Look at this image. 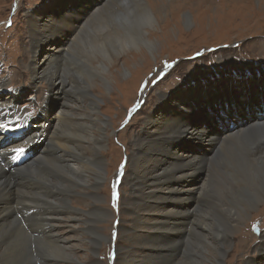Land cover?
<instances>
[{
	"label": "rangeland",
	"instance_id": "rangeland-1",
	"mask_svg": "<svg viewBox=\"0 0 264 264\" xmlns=\"http://www.w3.org/2000/svg\"><path fill=\"white\" fill-rule=\"evenodd\" d=\"M199 1L198 4L197 0L195 2L194 0H146L145 3L149 7L155 9L158 4L160 6L163 5L169 17H176L173 20H169L170 18L165 20L168 24V27L164 30L165 32H162L160 28L159 32L153 31L152 33H147V38L156 44L157 50L150 52L146 49L143 59H138L124 67L122 63L127 55H120L119 61L121 63L118 66L113 68L110 63L107 67L109 72L108 80L95 79L91 92L94 96H97L99 103V110L97 109L99 112L96 111V116L103 118L107 123L106 125L104 124L105 129L103 131L106 139H104V145L100 151L103 159L102 165L104 164L103 173L104 177H106L99 183L96 190H93L91 187L86 188V192L77 187L73 189L74 191L69 190L70 193L67 195V202H69L65 211L66 213L57 216L60 219L54 221L55 225H57L53 228L54 232L51 231L50 234L46 235L49 236L46 241H33L27 247L30 252L28 250L26 256L30 257L28 256L30 254L31 257L35 258V263L52 264L51 261H53L56 264H130L126 262L129 258L141 259L142 254L153 252L154 259L158 261L157 264H174L172 260H166L170 254H176L173 251L174 249H165V246L170 247L171 244H178V242H173L180 238L181 235L174 228L173 223L169 222L172 216H160L159 213L153 210L141 211L139 215L143 218V221L140 225L134 224L136 226L134 227L133 223L130 222L134 214L132 206L129 203V198L133 197V193L132 188L128 184L127 177L129 172H131L132 163L130 160L132 158L130 156H132V152H135L137 148L134 144L135 136L143 134L146 131V120L148 116H151L155 125L162 126L163 132H168L171 129L179 132V136L168 143L161 158L163 160L173 159L180 155L183 158L186 157L187 160H193L192 155H190L192 151H197V153H202L207 157L211 156L214 151L210 152L208 147L201 143H199L200 145L197 144L194 142L195 140H190L191 133L184 132L187 129H192L191 124L183 117L184 111H189L187 105L192 98L191 108L195 109L199 116H204L205 112L202 110L204 109L205 102H208L209 106L207 109H209L210 114L214 118H216L219 111H223L226 113L221 117L226 118L227 121L231 120V118H235L237 121L243 119L248 124L264 116V87H259L260 80L257 79L259 76L261 78L264 77V57L254 54L260 49L259 53L263 55L262 52L264 50H262L264 47V0H205V4L201 0ZM68 3V0H0V82L3 80L6 82L7 90L5 92L19 88L23 92V96L19 99L18 104L16 103V107L19 105L16 114L20 117L27 113L31 117L37 116L38 119H42L43 116H38L40 112L39 106L45 107V101L49 96L51 88L50 80L49 82L40 81L36 89L31 87L32 77L30 67L34 61L32 57H36L37 55L34 53L33 43L31 42L33 40V33L27 21V12L29 10L37 11L43 9L46 15H55L58 12L55 11L56 9H62ZM54 11L55 13L53 14L52 12ZM185 12L190 13L192 17L184 20L183 14ZM103 13L98 15L90 14L88 16L89 19L86 21L88 23L84 28V31L85 29L88 31H83L82 34L86 35L87 33L89 39H86V42L75 40V48L80 47V49L90 51L99 43L116 38L109 19L103 20ZM139 13L140 11L128 18L131 24L134 22L133 18L139 15ZM177 14H179V17ZM39 17L42 21L38 25L39 28L42 30L43 26H47L50 29L46 33L47 38L49 34H51L52 38L55 37L54 39H61L63 37L64 27L60 29V26L48 25L47 19L42 16ZM163 18L165 19V17ZM36 19L33 17L31 24H34ZM160 19L161 24H164V19ZM45 20H47V23L43 22ZM8 21H11V25H9ZM145 27V29L150 31L153 29L148 26ZM57 29H59V33L55 36L54 33L56 32L54 30ZM89 29L97 31L92 35L88 33ZM169 29H172L173 32H168ZM135 30H137V26ZM56 49L53 46L44 47L41 50V56H47L50 59L53 51ZM131 50L133 51L128 53L130 56L137 51L135 48ZM81 53H78V56H82ZM95 60L96 58L93 54L90 57L86 53V61L96 63ZM112 71H114V76L112 75ZM63 75L67 79L66 84L68 86L66 87L71 95L65 106H69V108H66L67 111H71L68 115L76 121L75 127L71 121H68L63 125H59L58 129L60 133L68 134L67 131H70L72 127L80 131L77 128V123H86L89 119L86 114L90 112L95 115V113L90 108L89 98L84 97L80 101L79 97H81V94L74 93L73 82L75 77H79V74H71L67 70ZM204 77L206 80L195 82L199 78L205 79ZM219 77L228 78V81L231 80L232 82L235 80L236 82L233 83V87L239 88V90L223 94L219 97H215L214 95L215 98H208L209 94L207 92L210 93V90L213 89V80H218ZM249 77H253L254 79L245 84L243 81ZM53 98L50 110L51 114H56L57 110L59 111L61 108V102L57 101L54 95ZM232 98L233 100H230ZM241 98H244V102L239 105L242 101ZM249 106H251L250 109ZM253 117L256 120L251 121ZM41 119L39 122H43ZM206 120L203 125L207 128L215 129L217 134L221 133L222 123L219 119L214 120L211 118ZM195 121L200 124L205 120L202 117V119ZM153 127L151 126V129ZM45 128L47 127L45 126ZM233 131L229 129L220 136L232 133ZM182 135H187L188 142L180 141ZM50 136L44 134V140L35 143L40 151L44 150L46 144L51 139ZM81 141L79 140L78 143ZM82 142L84 146L87 144L84 139ZM258 147L262 148L259 145L251 147L248 145L245 149L241 150L242 158L249 163L254 162L256 160L255 149ZM217 153L209 160V164L207 165L208 168L214 171H217L219 167L216 163ZM37 155L38 151L35 152L32 160ZM260 157H264V152H262ZM74 158L71 154L68 156L70 160ZM63 159L65 160V157L61 156V164H65ZM28 162L29 160L25 164ZM46 163L50 168V162ZM230 167L226 163L220 166L227 180L225 183H219V187L211 188L209 192L213 197V203L220 207H237L240 203L243 205L242 202L245 201V198H249L254 190L259 189L261 179H259L257 186L250 189L252 185L250 182H244L241 179L240 181L234 180V177L237 178L238 174L233 172ZM206 173L202 172L203 178H207ZM234 174L236 176H232ZM51 176L53 178L54 173H51ZM47 178L50 179V176L47 175L45 177L43 174L42 176L34 177L33 180L36 181V184L32 187H37L38 185L43 187L44 183L43 188L47 189L45 187L49 180ZM218 178L215 177L214 180ZM171 181L169 180L167 183L170 184ZM196 181L202 190L203 180ZM90 184L92 185V183ZM176 184H178L176 181L171 183L172 186ZM245 188L249 190L241 192ZM91 193L99 194L98 201L91 198V195L89 196ZM114 193L117 194L115 197ZM200 193L201 191L193 194L192 196L195 195L194 198H190L187 202H176L167 198V202L162 206L166 209H172L187 207L189 205V208L192 209L196 205L198 201L197 197H200ZM160 194L164 195L165 192H161ZM62 196L59 195L60 200H63ZM121 196H123L122 198H127L128 201H122ZM136 196L141 197L139 190L136 191ZM98 205L107 210V215L99 214V217L97 215L91 216L94 207H99ZM249 216L250 218L246 219V222L239 230H236L233 234L229 235L230 237H227L225 242L227 254L223 264H249L253 258L261 260L262 255L264 256V253L261 255V251L258 248L260 247L261 236L263 235L262 230L264 229V199L256 204V206L250 208ZM20 217L23 218V215L20 214ZM191 217L193 220L194 216L191 215ZM15 218L16 221L14 220L13 223L19 225V217L16 216ZM161 218L162 221H166V223L164 222V227L167 229H162L161 232L154 231V234H158L160 240L166 239L163 243L164 249L162 251L161 249L153 250V248L149 250L146 248L149 245L144 242L146 240L145 237L151 233L148 226H152ZM209 220L212 222V219ZM22 221L24 220L22 219ZM90 222L97 227L96 231L99 235L101 234L98 241L95 238ZM17 225L12 224V227ZM168 225L170 226L168 227ZM18 227L19 230L16 232V235H19L18 237L15 236L16 239L14 236L13 238L19 242L21 241L19 236L23 233L21 226L19 225ZM24 227L27 231L29 230V233L34 231L38 237H45L39 227H33L32 221H24ZM192 229H187L186 231H191ZM135 230L142 232V235L137 237L138 240L132 237V232ZM198 230L205 233L204 229L198 228ZM218 240L220 239L218 238ZM187 241L188 239L185 240V244ZM45 242L56 247H68L67 249L69 250L73 248L76 253V262L62 257L56 258V256L51 255V261L47 260L43 263L42 260L49 257L47 254L50 253L51 249ZM139 244L142 246H139L140 248H138L139 251L137 253L130 254L128 252L131 246ZM205 246V244L202 245V251L198 255H195L194 259L189 260V262L201 264V261H203L201 254ZM182 247L184 248L185 245ZM213 250H210L212 252L209 261L207 260L204 263L213 264L216 256L215 250ZM208 253L209 251H207ZM185 257V255L184 258L182 257L181 261L183 263L181 262V264H186L185 261L187 259ZM170 258L173 257L171 256ZM12 260L16 261V259ZM32 261L30 260V264H33ZM261 262L264 263V261Z\"/></svg>",
	"mask_w": 264,
	"mask_h": 264
},
{
	"label": "bare ground",
	"instance_id": "bare-ground-1",
	"mask_svg": "<svg viewBox=\"0 0 264 264\" xmlns=\"http://www.w3.org/2000/svg\"><path fill=\"white\" fill-rule=\"evenodd\" d=\"M68 1L69 3L67 6L55 10L58 11L55 15H46L43 9L37 11L29 10L27 12V21L33 33V40H31V42L33 43L34 53L37 55L36 57H32L34 61L30 67L32 77L31 87L36 89L40 81L49 82L50 80L51 88L49 87L50 91L48 94L49 96L45 101V107L39 106L40 112L38 114L39 117L43 116L42 119L40 118L43 120L41 123H44L47 128L45 129L43 125H40L37 129L32 130L27 134L28 136L24 141L17 144V147L24 148L28 144L34 142L39 134H46L47 136L51 135L50 138L52 141H50V139L44 150L38 152V155L32 160V157L37 151V146L33 145L31 147L33 152L29 162L24 165L22 164L21 167L14 168L13 170L11 169L10 164L5 160V153L0 154V157L2 158V161H0V264H30V260H33V264H37L34 262L35 258L31 257L30 254L28 255L30 257L26 256L29 250L27 247L31 245L33 241H46L49 237L46 235L50 234L51 231L54 232L53 228L57 226L54 221L60 219V217L57 216L66 213L65 211L67 210L69 202H67V195L70 193L69 190H73L76 187L81 188L83 192H86L85 189L88 187L96 190L99 183L105 179L106 176L104 177L103 173L104 164L102 165L103 159L100 155V151L101 148H103L104 139H106L103 131L107 123L103 118L96 116V111L99 110V103L97 96H94L91 92L95 79L108 80L109 72L107 67L110 63L113 68L118 66L119 63H121V61H119L121 57L120 55H127L122 63L124 67L138 59H143L145 57L144 53L146 54V49L150 52L157 50L156 44L147 38V33H152L153 31L159 32L160 28L163 32L168 27L165 20H168L169 18V20L176 19L174 16L169 17L167 15V10L163 5L160 6V4H158L156 8L153 9L149 7V5H146V0H117L118 2L115 0ZM197 1L199 4L200 1ZM201 2L204 3L206 1L201 0ZM176 4L178 3L176 2ZM55 11L52 13L54 14ZM139 11V15L133 18L134 22L131 24L128 18L136 15ZM102 12H104L102 16L103 20L105 21L109 19L116 38L107 39V42L99 43L90 51H87V49H80V47L75 48L74 45L77 40L85 41L86 39H89L87 33L86 35L82 34L88 23L86 22L87 19H89L88 16L90 14L98 15ZM134 12L135 14H133ZM39 16L47 19L48 23L47 20L43 22L48 25H57L60 26V29L64 27V34H62L63 37L61 39H54L55 37L52 38L51 34H49L47 38L46 33L50 29L47 26H43L42 30L39 28L38 25L42 23ZM177 16L179 17V14H177ZM33 17L37 19L34 24H31ZM163 17H165V19ZM190 17H192V15L188 12L183 14L184 20ZM160 18L164 19V24H161ZM136 26L137 30H135ZM145 26L153 29H151V31L147 30L145 29ZM172 29H169L168 32H173ZM58 30L59 29L54 30V32H56L54 33L55 36L58 35ZM86 30L87 29H85V31ZM96 31L89 29L88 33L93 35ZM40 44L42 45L38 46ZM49 46L57 48L53 51L50 59H48L47 56H41V50L44 49V47ZM132 48L137 49V51L130 56L128 53L133 51L131 50ZM263 49L264 47L262 50ZM259 51L260 49L254 54L264 57V50L262 52L263 55H260ZM78 53H81L82 56H78ZM86 53L90 55V57H92L93 54L96 58V63L86 61ZM117 56L120 57L118 58ZM145 60L147 59L145 58ZM67 70H69L71 74H79V77H75L73 82V88L75 89L74 93L81 94V97H79L80 101H82L84 97L90 99V108L95 115L89 112L86 114L89 119L86 123L84 122L85 124L83 122L77 123L79 126H77V128L80 131L73 129L72 127L70 131H67L68 134H62L58 129L59 125L71 121L72 125L75 127L76 121L73 117L68 115L71 113V111H67L66 109L69 108V106H65L71 97L69 90L66 87L68 86L66 84L67 79L63 75ZM113 72L114 71H112V75L114 76ZM251 79L254 78L249 77L243 82L246 84L251 82ZM257 79L260 80L259 87L263 88L264 77L261 78L259 76ZM197 80L198 81L195 82L206 80V78H199ZM234 82L236 81H228V78L225 79L224 77H219L218 80L214 79L212 82L214 84V86H212L213 89L210 90V93L207 92V94H209L207 97L213 98L214 95L215 97H219L223 94L238 91L239 88L233 87ZM6 87V82L4 80L1 81L0 107H7L10 104L16 105L19 99H21V96H23V92H21L20 88L5 92L7 90ZM53 95L57 101L61 102V108L59 111L57 110L56 114H51L50 110V105L54 100V98L52 99ZM192 100L193 98L191 101ZM230 100H233V98ZM241 100L242 101L239 105L244 102V98H241ZM191 101L187 105L189 111H184L183 117L191 124L192 129H187L184 132L191 133L190 140H195L194 142L197 144L201 143L208 147L210 152L214 151L213 154L207 157L202 153L192 151V154L190 155H192L193 160H187L186 157L183 158L180 155L173 159L163 160L161 155L166 150L168 143L179 136V132L174 131L173 129L168 132H163L162 126L155 125L153 123V118L148 116V119L146 120V131L143 134H137L135 136L134 144L137 148L135 152H132V156H130L132 158L130 160L132 163L131 172H129L127 178L128 184L132 188L133 193V197L129 198V203L132 206L134 214L130 222L133 223V226L134 224L140 225L143 221V218L139 215L141 211L153 210L159 213L160 216H172L170 217L169 222L173 223L174 228L180 232L181 235L180 238L173 242H178V244H171L170 247L165 246L166 250L174 249L173 251L176 253L170 254L166 260H172L174 264H181V259L182 257L184 258L185 255V258L187 259L185 263L193 264L194 262H189V260L194 259V257H196L195 255H198V253L202 251V245L205 244L206 246L201 254L203 260L201 261V264H206L204 262L207 260L209 261L212 252L210 250H213V248L216 253L213 264H223L224 258L227 254V247L225 244L227 237H230V234H233L236 230L241 228L246 222V219L250 218V208L256 206V204L264 199V157H260L262 152H264V116L254 123L250 122L248 125L233 127L232 130L234 131L232 133L220 136L216 133L215 129L213 130L203 125L204 122L207 121L206 119H215L213 115L210 114L209 109H207L209 106L208 102L204 103V109L202 110L205 112L204 116H199L196 113V110L191 108ZM234 101L238 104L236 100ZM75 105H77V103H75ZM24 116L25 115L21 117L24 118ZM21 117L16 114V110H13L7 115L6 119L11 120ZM202 117H204L205 120L203 123L199 124L195 121L202 119ZM253 118L251 120H253ZM40 119L38 120L40 121ZM151 126L155 127L151 129ZM83 139L87 142L85 146L82 144ZM79 140L82 141L78 143ZM6 141L7 140L5 138L3 139V136L0 135V143H6ZM180 141L188 142L187 135H182ZM248 145H250V147L256 145L262 147L261 149L259 147L255 149L256 160L252 163L243 159L241 154V150L245 149ZM4 151H6V149ZM216 153V163L219 167L217 168V171H214L213 169L208 168L207 165L209 164V160L215 156ZM70 154L75 158L72 160H70L71 158L68 159ZM61 156L65 157V160L63 159L65 164H61ZM3 162H5V164H3ZM46 162H50V168L46 165ZM225 163L226 165L229 164L231 170L238 174V177H234V180L240 181L241 179L244 182H250L252 184L250 189L257 186L259 179H261L259 182V189L254 190L249 198H245V201L242 202L243 205L240 203L237 207H220L213 203V197L209 192L211 188L219 187V183L226 182L227 179L224 176V172L220 169V166L225 165ZM7 167L10 169L9 171L6 170ZM202 172H207V178H203L204 175H202ZM227 172L229 173V171ZM51 173H54L53 178ZM42 174L45 175V177L47 175L50 176V179L47 178L49 180L45 186L47 189L43 188L44 183L43 187L39 185L37 187H32L36 184V181H34L33 178L39 177L40 175L42 176ZM236 174L232 176H236ZM215 177L219 178L214 180ZM200 179L203 180L202 190L199 188L198 182L196 181ZM169 180H172L170 184L167 183ZM173 181L178 182V184L172 186L171 183ZM90 183H92V185ZM23 188H25L26 191ZM137 190H139L141 197L136 196ZM246 190L249 189L245 188L241 192ZM200 191V197H197L198 201L192 209L189 208V205H187V207L172 209H166L162 206L167 202V198L176 202H187L190 198H194L195 195L192 196L193 194ZM60 192L61 194H59ZM161 192H165V194L162 195L160 194ZM167 193L169 194L167 195ZM59 195H63V200H60ZM90 195L91 198L98 201V193H91L89 196ZM122 197L123 196H121L122 201H128L127 198ZM98 206L99 207H94L91 216L97 215V217H99V214L105 215L107 213L106 209L100 205ZM20 214L23 215V218L20 217ZM191 215L194 216L193 220ZM16 216L19 217L18 224L21 226V231L23 233L19 236L21 240L19 242L15 240V236L18 237L19 235H16V232L19 230V225L13 223L14 220L16 221ZM22 219L24 221H32L33 227H39L45 237H38L34 231L29 233V230L27 231L24 229V221H22ZM209 219H212V222H210ZM164 222L166 223V221H162L161 218L152 226H148L151 233L149 236H146V240H144V242L149 245V247L145 246L147 249H161V251L164 249L163 243L166 239L160 240L159 235L154 234V231L161 232L162 229H167L164 227ZM90 223L92 224L95 238L98 241L101 234L99 235L96 231L97 227L92 222ZM12 224L17 226L12 227ZM89 226L91 227V225ZM169 226L170 225H168V227ZM191 228H193L191 231H186ZM198 228L204 229L205 233H202ZM262 231V240L260 242V247H258L261 251V255L264 253V229ZM140 235H142L140 230L132 232V237H135V239L140 237ZM218 238L220 240H218ZM187 239L188 241L185 244V240ZM47 245L51 249L50 253L47 254L49 257L42 260L43 263L50 260L51 255L56 256V258L62 257L66 260H76V253L73 248L72 250H69L67 249L68 247H56L55 245L48 243ZM183 245H185L184 248L182 247ZM139 246L142 245L131 246L128 252L130 254L137 253V251H139L138 248H140ZM207 251H209L208 254ZM152 253H141V259L129 258L126 262L130 264H157L158 261L154 259L155 256ZM171 256L173 258H170ZM12 259H16V261ZM261 261H264L263 255L261 260H255L253 258L249 264H264ZM51 262L52 264H56L53 261Z\"/></svg>",
	"mask_w": 264,
	"mask_h": 264
},
{
	"label": "snow or ice",
	"instance_id": "snow-or-ice-1",
	"mask_svg": "<svg viewBox=\"0 0 264 264\" xmlns=\"http://www.w3.org/2000/svg\"><path fill=\"white\" fill-rule=\"evenodd\" d=\"M8 23H9V25H11V21H8ZM5 128H7V125H6V124H0V129H5ZM13 151H15L16 153H21V152L24 151V149H23V148H16V149H14ZM116 195H117V194L114 193V197H115Z\"/></svg>",
	"mask_w": 264,
	"mask_h": 264
}]
</instances>
